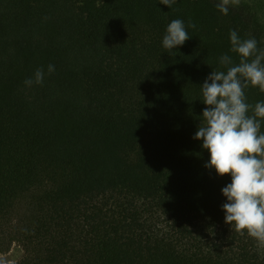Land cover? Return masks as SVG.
<instances>
[{"label":"trees","instance_id":"16d2710c","mask_svg":"<svg viewBox=\"0 0 264 264\" xmlns=\"http://www.w3.org/2000/svg\"><path fill=\"white\" fill-rule=\"evenodd\" d=\"M219 2L0 0V254L17 244L15 264H264V247L225 223L231 176L206 168L193 139L200 86L220 56L239 63L230 31L264 48V0L227 15ZM174 19L196 28L169 51ZM40 67L44 83L26 86ZM245 94L264 101L258 87Z\"/></svg>","mask_w":264,"mask_h":264},{"label":"clouds","instance_id":"9594fccd","mask_svg":"<svg viewBox=\"0 0 264 264\" xmlns=\"http://www.w3.org/2000/svg\"><path fill=\"white\" fill-rule=\"evenodd\" d=\"M176 2L160 0L169 8ZM240 4L241 0H220L216 7L227 15L230 7ZM187 28L195 29L196 25L189 21L186 27L183 20H172L163 47L171 51L182 46L191 38ZM229 36L230 51L239 56V63L227 54L220 56L223 70H213L200 86L206 107L193 139L202 140V148L210 154L206 168L215 169L221 177L231 176V183L221 189L227 199L222 205L225 223L240 235L246 232L264 247V101L249 104L245 94L250 86L264 92V48L254 37L242 39L235 30ZM54 71L55 66L49 64L47 73ZM44 78L45 71L40 67L24 84L42 85Z\"/></svg>","mask_w":264,"mask_h":264},{"label":"rangeland","instance_id":"374dc122","mask_svg":"<svg viewBox=\"0 0 264 264\" xmlns=\"http://www.w3.org/2000/svg\"><path fill=\"white\" fill-rule=\"evenodd\" d=\"M22 257V248L17 244H13L7 253L0 254V264H15L20 261Z\"/></svg>","mask_w":264,"mask_h":264}]
</instances>
